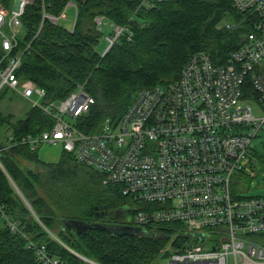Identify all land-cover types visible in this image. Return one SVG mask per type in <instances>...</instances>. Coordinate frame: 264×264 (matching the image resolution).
<instances>
[{
	"label": "built area",
	"instance_id": "2783aa9c",
	"mask_svg": "<svg viewBox=\"0 0 264 264\" xmlns=\"http://www.w3.org/2000/svg\"><path fill=\"white\" fill-rule=\"evenodd\" d=\"M30 1L14 0L10 10L0 4V87L8 86L54 121L39 133L9 136V144L34 151L60 142L78 163L100 174L104 185L129 199L132 224L171 232V246L161 251L169 264H264V194L237 189L264 123V0H231L250 29L225 61L204 50L192 53L176 78L138 89L116 123L106 120L94 132L64 117L76 121L94 102L84 83L58 101H44L43 87L15 73L21 53L10 51ZM68 4L73 3L58 16H47L53 22L66 18ZM102 20L95 17L98 29ZM109 24L104 51L132 35L127 25ZM250 101L262 115L253 113ZM0 220L20 232L2 205ZM36 253L44 264L61 263L42 246Z\"/></svg>",
	"mask_w": 264,
	"mask_h": 264
},
{
	"label": "trees",
	"instance_id": "16d2710c",
	"mask_svg": "<svg viewBox=\"0 0 264 264\" xmlns=\"http://www.w3.org/2000/svg\"><path fill=\"white\" fill-rule=\"evenodd\" d=\"M68 1L75 6L70 27L47 16H58ZM13 3L0 0L7 9ZM97 16L127 25L131 38L123 35L104 52L96 50L101 35ZM243 18L231 0H31L24 5L10 54L21 53L15 73L43 87L44 101H58L84 83L94 102L75 123L94 132L106 120L116 123L138 89L176 78L192 53L204 50L215 61H225L250 29ZM10 91L2 85L0 96ZM53 121L31 104L21 116L0 108V205L20 227V232H11L0 220V264H44L36 253L41 246L60 264H158L160 249L171 236L162 226H145L142 234L102 229L76 233L62 223L96 221L100 210L95 206L104 205L103 211L124 207L128 202L123 197L128 198L64 150L58 161L45 163L37 150L9 144V136L39 133ZM252 152L246 168L254 174L253 162L261 157ZM24 161L40 163L47 171H34ZM76 178L109 191L97 190V199L92 191L90 198L64 195V186ZM242 179L249 187L253 177L242 173ZM128 212L133 210L128 207Z\"/></svg>",
	"mask_w": 264,
	"mask_h": 264
},
{
	"label": "rangeland",
	"instance_id": "374dc122",
	"mask_svg": "<svg viewBox=\"0 0 264 264\" xmlns=\"http://www.w3.org/2000/svg\"><path fill=\"white\" fill-rule=\"evenodd\" d=\"M72 2V1H71ZM73 3V2H72ZM13 7V4L9 6L8 10H10ZM65 16L66 18L60 19L59 22L66 26L70 27L73 23V19L75 17V6L73 4H68L66 10H65ZM241 22V21H240ZM239 22V24H240ZM97 26V22H96ZM231 29V28H230ZM100 30H101V35L98 41V44L96 46V50L98 51H103L104 48L107 46V41L105 40V35L108 34L111 30L112 27L109 24V21L106 19L102 20L100 22ZM34 97V95H33ZM250 104L252 105V111L256 115H262L263 111L261 108H259L256 104L255 101H250ZM30 105V101L26 98H23L20 96L18 93H16L14 90L5 93L4 95L0 96V108L4 114L12 113L15 116H21L23 114V109L28 108ZM65 119H67L71 123H75V119L69 117L68 115L64 116ZM252 149L257 152L258 156L261 157V160H255L253 162L252 168L255 170V173H251L250 169L245 168L241 174L238 175V179L241 181L242 180V173L247 174L248 176L253 177L251 179V182L249 183V187H245V185L242 183L240 184L239 187H237L238 190L243 192L244 194L248 195H254V194H264V123L259 129L257 136L252 140L251 143ZM62 145L60 142H57L56 144H50V143H44L39 148L37 149V154L39 159L44 161L45 163H50V162H56L62 155ZM71 157V155H68ZM24 163L32 170L37 171V172H46L42 164L40 163H35V162H28L24 161ZM72 185H65L64 186V195H74L76 198H90L91 195L89 192L92 191V196L95 195L97 190L99 189H105L108 190V187L106 186H98V187H93L90 183L83 182V179H74L71 180ZM78 185V188H73V185L75 186ZM104 187V188H103ZM75 189V190H73ZM89 189V190H88ZM109 191V190H108ZM94 193V195H93ZM97 194V193H96ZM96 196V195H95ZM95 199V198H94ZM97 199V196H96ZM124 200H127V204L123 207V209L127 212V216H125L126 219L129 221L131 220L133 216V212L129 213L128 212V207L132 208V205L129 204V200L124 198ZM97 201V200H96ZM131 203V202H130ZM98 206H104V205H98ZM130 215H129V214ZM168 246H171V239L168 238L166 241L165 245L160 249V258L158 260V264H169L168 258H162L163 257V252H161L164 248H167Z\"/></svg>",
	"mask_w": 264,
	"mask_h": 264
},
{
	"label": "water",
	"instance_id": "95a60500",
	"mask_svg": "<svg viewBox=\"0 0 264 264\" xmlns=\"http://www.w3.org/2000/svg\"><path fill=\"white\" fill-rule=\"evenodd\" d=\"M15 6V4H14ZM102 208H106L105 206H95V210L103 211ZM104 212H101L103 214ZM98 213L96 212V216ZM62 223L66 226L68 230H74L76 233L86 232L91 229H102L111 233L118 234H142L144 233L143 227L132 226L129 224L123 225H106L95 221H82V220H70V219H62Z\"/></svg>",
	"mask_w": 264,
	"mask_h": 264
},
{
	"label": "flooded vegetation",
	"instance_id": "af4514ba",
	"mask_svg": "<svg viewBox=\"0 0 264 264\" xmlns=\"http://www.w3.org/2000/svg\"><path fill=\"white\" fill-rule=\"evenodd\" d=\"M101 212H104L101 214ZM100 216V217H99ZM127 216V212L123 209V207H115L113 209H104V211H100V215L98 220L95 222H99L106 225H123V224H129L132 226H135L131 223V220L125 218Z\"/></svg>",
	"mask_w": 264,
	"mask_h": 264
},
{
	"label": "crops",
	"instance_id": "0c3cea01",
	"mask_svg": "<svg viewBox=\"0 0 264 264\" xmlns=\"http://www.w3.org/2000/svg\"><path fill=\"white\" fill-rule=\"evenodd\" d=\"M26 109H27V107L23 109L24 110L23 113L25 112Z\"/></svg>",
	"mask_w": 264,
	"mask_h": 264
}]
</instances>
